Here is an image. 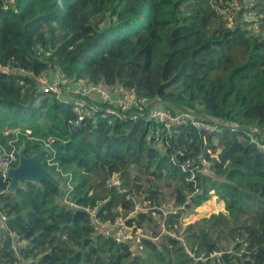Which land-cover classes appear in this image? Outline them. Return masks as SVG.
Listing matches in <instances>:
<instances>
[{
	"label": "trees",
	"instance_id": "trees-1",
	"mask_svg": "<svg viewBox=\"0 0 264 264\" xmlns=\"http://www.w3.org/2000/svg\"><path fill=\"white\" fill-rule=\"evenodd\" d=\"M8 1L0 0V160L22 146L32 157L47 142L44 166L67 191L59 202L44 179L11 192L0 168V264H264V149L251 135L264 140L245 129L264 131V0ZM167 38L157 82L154 51ZM49 66L224 125L166 129L101 112L75 123L72 103L35 91ZM213 194L225 211L185 229L194 257L178 238L134 247L96 221L124 218L157 237L162 206L178 208L165 219L177 231ZM216 250L225 251L219 261L195 260Z\"/></svg>",
	"mask_w": 264,
	"mask_h": 264
},
{
	"label": "built area",
	"instance_id": "built-area-1",
	"mask_svg": "<svg viewBox=\"0 0 264 264\" xmlns=\"http://www.w3.org/2000/svg\"><path fill=\"white\" fill-rule=\"evenodd\" d=\"M238 9L237 2L231 4V8L225 12L228 18H233V11ZM257 32L258 29L256 28ZM8 69V68H7ZM35 91L41 94H50L56 99L63 102L72 103L74 111L78 115V119L75 123H79L85 118L97 119V114L103 115L112 114L118 118L132 119L137 121L139 119L155 121L166 129L172 126L181 125L183 123H191L192 125L200 129L214 130L215 128L224 125L221 121L214 118L209 120L204 118L193 117L195 115L193 111L186 108L177 107L173 110L167 107L162 100H154L151 98H142L138 95L136 90L127 88L122 85H115L113 87L105 86L101 83H94L87 78H71L64 74V72L55 66H49L45 71L35 77ZM116 99L118 104L116 105ZM233 127H238L236 123H231ZM251 135V133H249ZM253 138L259 148H262L264 144H261L258 137ZM46 149L49 143L43 144ZM264 149V148H263ZM19 149H13L10 152L4 151V156L0 160V168L4 179L9 180L8 170L12 167H16L19 164ZM207 166V165H206ZM71 180V176L69 175ZM10 182V180H9ZM110 185L116 187L119 185V177L115 175L110 181ZM71 188V185L68 184ZM66 188V186H65ZM67 191V188H66ZM138 209H142L138 206ZM178 210L172 202H169L160 208L161 219L157 228V237L154 229L147 227H139L135 224L130 225L124 218H116L114 221L102 222L100 219H96L100 228L106 235H110L118 240V242H126L136 247L139 246L143 239L159 240L160 236L169 235L181 240L188 253L194 257V254L188 249L185 244V235H178L177 231H174L168 227L165 223V219L168 214L175 213ZM95 215V212L92 211ZM1 220L5 224L7 216L1 214ZM234 244L230 248L229 252H232ZM243 251V250H241ZM224 250H216L209 257L199 256L195 260L205 261L206 259H212V263L219 261L223 257Z\"/></svg>",
	"mask_w": 264,
	"mask_h": 264
},
{
	"label": "rangeland",
	"instance_id": "rangeland-1",
	"mask_svg": "<svg viewBox=\"0 0 264 264\" xmlns=\"http://www.w3.org/2000/svg\"><path fill=\"white\" fill-rule=\"evenodd\" d=\"M8 2L10 4L14 5V0H9ZM239 5H240V2H239ZM239 5H238V8H239ZM169 47H170L169 38L165 39L164 41H162L160 43H157V45H156V48L154 51V56H153L154 57L153 76L157 82H161L160 72L162 70L163 62H164V58H165L164 55H162V51L169 48ZM2 70L10 71L7 68H3ZM105 86H107V85H105ZM109 87H113V86H109ZM153 99L157 100V98H153ZM117 102H118V99H116V105L118 107H121V105H119ZM193 112L195 114V115H192L193 117L204 118L207 120H209V118H211V117L206 116V115H204L201 112H198L196 110ZM222 123L224 124V122H222ZM245 129L248 130L251 134H257L258 133L260 135V137L263 138V140H264V131L262 129H259V128L254 127V126H245ZM253 137L255 138L256 136H253ZM257 139L259 140V138H257ZM259 141H261V139ZM262 148H264V146H262ZM206 164L208 166V163H206ZM203 172L214 175L212 172H210L208 170V168L204 169ZM144 205H146L145 202L138 203V206H144ZM224 211H225V207H224L223 202L216 195L213 194L211 199L209 201L205 202L202 206H200L196 209H193L190 212L185 213V215L183 216L182 222L179 224V226H177L178 227L177 234L178 235H185V229H186L188 224L194 223L196 220H199L203 217H206V216L208 217L212 213H218V212H224Z\"/></svg>",
	"mask_w": 264,
	"mask_h": 264
},
{
	"label": "water",
	"instance_id": "water-1",
	"mask_svg": "<svg viewBox=\"0 0 264 264\" xmlns=\"http://www.w3.org/2000/svg\"><path fill=\"white\" fill-rule=\"evenodd\" d=\"M24 146L19 149V164L8 170V178L10 180V191L17 190L26 182L39 183L41 180L49 179L53 181L59 188L60 193L57 198L59 202H64L66 195L65 185L58 180L45 166L41 155L46 151L44 145L41 146L38 153L32 157H26L23 153Z\"/></svg>",
	"mask_w": 264,
	"mask_h": 264
}]
</instances>
